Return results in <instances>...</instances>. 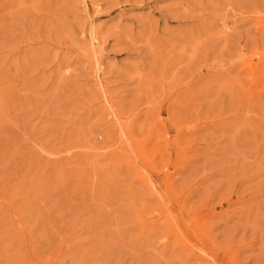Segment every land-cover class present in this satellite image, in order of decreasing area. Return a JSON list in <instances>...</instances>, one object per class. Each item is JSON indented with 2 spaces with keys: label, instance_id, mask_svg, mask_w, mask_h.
<instances>
[{
  "label": "rangeland",
  "instance_id": "rangeland-1",
  "mask_svg": "<svg viewBox=\"0 0 264 264\" xmlns=\"http://www.w3.org/2000/svg\"><path fill=\"white\" fill-rule=\"evenodd\" d=\"M0 264H264V0H0Z\"/></svg>",
  "mask_w": 264,
  "mask_h": 264
},
{
  "label": "bare ground",
  "instance_id": "bare-ground-1",
  "mask_svg": "<svg viewBox=\"0 0 264 264\" xmlns=\"http://www.w3.org/2000/svg\"><path fill=\"white\" fill-rule=\"evenodd\" d=\"M98 66V65H97Z\"/></svg>",
  "mask_w": 264,
  "mask_h": 264
}]
</instances>
